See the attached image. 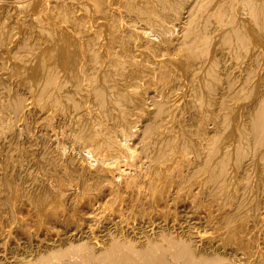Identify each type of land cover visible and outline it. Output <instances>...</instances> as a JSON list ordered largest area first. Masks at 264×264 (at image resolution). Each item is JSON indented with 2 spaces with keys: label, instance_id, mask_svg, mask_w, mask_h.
Listing matches in <instances>:
<instances>
[{
  "label": "bare ground",
  "instance_id": "obj_1",
  "mask_svg": "<svg viewBox=\"0 0 264 264\" xmlns=\"http://www.w3.org/2000/svg\"><path fill=\"white\" fill-rule=\"evenodd\" d=\"M11 8L0 264H264V0Z\"/></svg>",
  "mask_w": 264,
  "mask_h": 264
},
{
  "label": "rangeland",
  "instance_id": "obj_2",
  "mask_svg": "<svg viewBox=\"0 0 264 264\" xmlns=\"http://www.w3.org/2000/svg\"><path fill=\"white\" fill-rule=\"evenodd\" d=\"M27 1H29V0H24V2H23V0H0V6H3L4 7V9H13V8H11V6L12 7H14L15 8V6H17V5H20L21 4V2H22V4L23 3H26ZM3 2V3H2ZM17 2V3H16ZM18 3H20V4H18ZM10 5V6H9ZM15 5V6H14ZM10 7V8H9ZM172 209H174V208H172ZM177 213H180V211H179V209H176L175 210ZM179 211V212H178Z\"/></svg>",
  "mask_w": 264,
  "mask_h": 264
}]
</instances>
